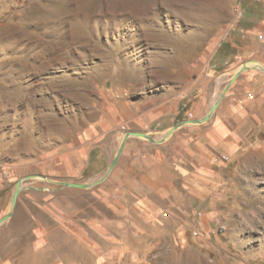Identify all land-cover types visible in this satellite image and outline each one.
<instances>
[{"label":"rangeland","instance_id":"obj_1","mask_svg":"<svg viewBox=\"0 0 264 264\" xmlns=\"http://www.w3.org/2000/svg\"><path fill=\"white\" fill-rule=\"evenodd\" d=\"M237 15L232 0H0V152H23L39 128L80 129L110 98L143 113L191 108ZM253 153L247 169L223 174L200 225L179 218L127 235L126 252L102 264H264V147ZM8 210L2 198L0 218ZM12 216L0 226V264H55L32 251V222ZM83 256L61 264H97Z\"/></svg>","mask_w":264,"mask_h":264},{"label":"crops","instance_id":"obj_2","mask_svg":"<svg viewBox=\"0 0 264 264\" xmlns=\"http://www.w3.org/2000/svg\"><path fill=\"white\" fill-rule=\"evenodd\" d=\"M232 4L240 16L211 54L205 76L213 80L206 82L203 75L191 90L196 98L191 108L188 100L143 113L131 100L110 98L80 129L39 128L36 142L23 152H0V201L7 198L10 205L23 177L50 179L23 181L12 214L32 222L36 256L61 264L69 256L89 254L97 264L108 263L109 254L126 252L127 235L140 237L143 230L179 218L200 225L197 216L222 188L223 174L251 164L253 150L264 147V0ZM244 63L251 68L229 86L209 121L184 124L161 143L129 137L100 184L66 185L101 178L126 132L160 140L174 125L205 116Z\"/></svg>","mask_w":264,"mask_h":264},{"label":"water","instance_id":"obj_3","mask_svg":"<svg viewBox=\"0 0 264 264\" xmlns=\"http://www.w3.org/2000/svg\"><path fill=\"white\" fill-rule=\"evenodd\" d=\"M250 68H251V66L249 65V63H244L236 70L235 74L231 77L230 82L225 86V88L223 89L221 94L216 98V100L213 103V105L211 106L209 112L205 116H203L202 118L197 119V120H189V121H185V122L178 123V124L174 125L164 134V136L160 140H155L143 132H126L124 134V136L122 137V140L120 142L119 148L117 150V153H116L114 159L112 160L108 169L106 170V172L103 174V176L101 178H99L98 180H95L93 182H87V183H83V184H76V183L70 182V183H66V185L73 187V188H77V189H88V188H91L93 186L100 184L103 180H105L107 178V176L109 175L111 170L114 168V166L117 162V159H118V157H119V155L123 149L124 143L129 137H138V138H143L145 140H148L149 142H152V143H161L165 139H167L173 132H175L179 127H181L184 124H202V123L209 121L210 118L213 116V114H214L216 108L218 107L221 99L223 98L224 94L228 90L229 86L236 80V78L241 73H243L244 71H246ZM33 178H38V179L45 180L48 182L50 181V179H48L44 176H41V175H31V176H27V177H23V178L19 179L15 184V188H14L12 198H11V202L9 205V210L7 211V213L3 217L0 218V226L2 224H4L7 220H9L12 216L13 211H14L15 206H16V203H17L19 193L21 192V189H22V182L25 180H28V179H33Z\"/></svg>","mask_w":264,"mask_h":264},{"label":"built area","instance_id":"obj_4","mask_svg":"<svg viewBox=\"0 0 264 264\" xmlns=\"http://www.w3.org/2000/svg\"><path fill=\"white\" fill-rule=\"evenodd\" d=\"M237 14H238L237 17H239L240 16V13L238 11H237ZM222 159L225 160L226 158L223 157Z\"/></svg>","mask_w":264,"mask_h":264},{"label":"bare ground","instance_id":"obj_5","mask_svg":"<svg viewBox=\"0 0 264 264\" xmlns=\"http://www.w3.org/2000/svg\"><path fill=\"white\" fill-rule=\"evenodd\" d=\"M131 2H133V1H131ZM166 2V1H165ZM138 3H140V2H138ZM144 3V2H143ZM146 4V3H145ZM137 6V5H136ZM141 7V6H140ZM144 8V7H143ZM142 9V8H141Z\"/></svg>","mask_w":264,"mask_h":264}]
</instances>
